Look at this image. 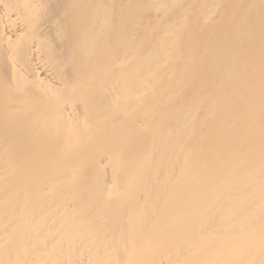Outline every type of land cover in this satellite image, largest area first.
I'll use <instances>...</instances> for the list:
<instances>
[{
	"label": "bare ground",
	"instance_id": "obj_1",
	"mask_svg": "<svg viewBox=\"0 0 264 264\" xmlns=\"http://www.w3.org/2000/svg\"><path fill=\"white\" fill-rule=\"evenodd\" d=\"M0 264H264V0H0Z\"/></svg>",
	"mask_w": 264,
	"mask_h": 264
}]
</instances>
